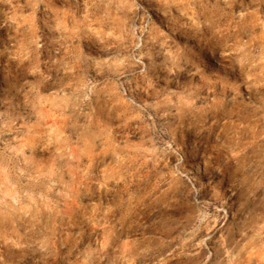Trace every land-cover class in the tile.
I'll return each instance as SVG.
<instances>
[{
	"label": "rangeland",
	"instance_id": "374dc122",
	"mask_svg": "<svg viewBox=\"0 0 264 264\" xmlns=\"http://www.w3.org/2000/svg\"><path fill=\"white\" fill-rule=\"evenodd\" d=\"M214 3L0 0V264H264V0Z\"/></svg>",
	"mask_w": 264,
	"mask_h": 264
},
{
	"label": "bare ground",
	"instance_id": "6f19581e",
	"mask_svg": "<svg viewBox=\"0 0 264 264\" xmlns=\"http://www.w3.org/2000/svg\"><path fill=\"white\" fill-rule=\"evenodd\" d=\"M217 1L218 0H213V2H215L214 3L215 9L213 8L214 10L211 11V12H213V13H211V16L213 17V22L218 24V22L222 23L221 20L225 19V17H226V19L227 18L229 19V15L230 14L228 12L224 13V14H219V11H218V8H217V3H216ZM228 2H229L228 5H230L231 0H228ZM208 22H209V20H208ZM224 34H225V32H224ZM224 34L223 35L214 34L213 36L208 38L209 39V42L207 41L208 44H209L208 46H209V48H211L212 52L214 51V49L216 47L224 46L226 44V41L228 40L230 33H227L225 35ZM245 66H246V64L241 62V63H239V66L237 68L242 73L241 76H243V78L242 77L239 78V80L242 81V82H244L246 80V78H245L246 74H244ZM236 83L237 82H236V80H234L233 77H231V78L225 77V78H222L220 80V85H219L218 92H216L217 91L216 89L211 91L212 94L218 93L220 95V97H219V99H220L219 100V105H217V106L215 105V108L212 109L213 112H211V114H210V116L212 117L211 126L214 127V124L216 122L226 118V120L223 122V127L224 128H228L229 127V123H230L228 119L230 117H232L233 115H237L238 119L241 122L245 123V125H243V130H245L247 128L248 124H251V123L257 121V119L255 117L259 114V111L263 108L262 105L255 106L254 104L251 103V101L248 102V101H244L243 99L234 100L233 98L230 99V100H226V99H224L222 97L226 92H232L233 95L236 96L235 95V90L238 87V84H236ZM248 87L251 88V91L258 90V88L252 87V85H249Z\"/></svg>",
	"mask_w": 264,
	"mask_h": 264
}]
</instances>
